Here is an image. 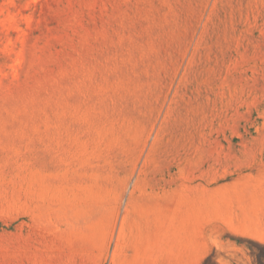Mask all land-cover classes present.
Returning a JSON list of instances; mask_svg holds the SVG:
<instances>
[{"label":"rangeland","instance_id":"1","mask_svg":"<svg viewBox=\"0 0 264 264\" xmlns=\"http://www.w3.org/2000/svg\"><path fill=\"white\" fill-rule=\"evenodd\" d=\"M0 264H264V0H0Z\"/></svg>","mask_w":264,"mask_h":264},{"label":"crops","instance_id":"2","mask_svg":"<svg viewBox=\"0 0 264 264\" xmlns=\"http://www.w3.org/2000/svg\"><path fill=\"white\" fill-rule=\"evenodd\" d=\"M212 193V191L210 192V194ZM214 195V194H213ZM213 195H212V197H213ZM197 196L200 198V196H201V194L200 193H198L197 194ZM199 200H201V198L199 199ZM197 207H195V208H193V209H188V211H193V215L197 218V211L199 210H197L196 209ZM215 223H217L216 221H211V223H209L208 224V226H211L212 224H215ZM198 224V227H200V226H202L201 224H199V223H197Z\"/></svg>","mask_w":264,"mask_h":264}]
</instances>
